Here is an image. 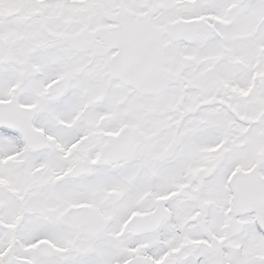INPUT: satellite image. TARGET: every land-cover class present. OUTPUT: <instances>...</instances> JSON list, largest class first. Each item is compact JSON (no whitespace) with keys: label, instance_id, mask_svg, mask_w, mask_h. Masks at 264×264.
<instances>
[{"label":"snow or ice","instance_id":"obj_1","mask_svg":"<svg viewBox=\"0 0 264 264\" xmlns=\"http://www.w3.org/2000/svg\"><path fill=\"white\" fill-rule=\"evenodd\" d=\"M0 264H264V0H0Z\"/></svg>","mask_w":264,"mask_h":264}]
</instances>
